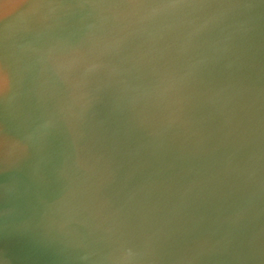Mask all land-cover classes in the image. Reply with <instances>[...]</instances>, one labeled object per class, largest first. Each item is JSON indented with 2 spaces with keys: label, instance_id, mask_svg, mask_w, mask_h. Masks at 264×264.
Returning a JSON list of instances; mask_svg holds the SVG:
<instances>
[{
  "label": "clouds",
  "instance_id": "1",
  "mask_svg": "<svg viewBox=\"0 0 264 264\" xmlns=\"http://www.w3.org/2000/svg\"><path fill=\"white\" fill-rule=\"evenodd\" d=\"M248 7L209 0H44L31 5L39 10L37 41L52 32L78 39L37 62L21 57L35 73L31 92L37 105L52 99L56 81L66 91L51 109L13 127L22 148L17 162L27 153L33 157L25 163L33 183L48 182L44 165L60 122L72 129L76 141L87 143L97 94L121 77L141 74L143 96L134 101H147L157 110L148 150L132 149L119 159L96 155L82 165L80 185L60 188L58 199L44 211L47 222L39 225L48 239L83 250L85 259L102 257L106 264H161L173 257L176 264H194L213 253L240 264H264V84L230 80L202 93L225 129V140L211 150L218 155L201 160L200 175L186 178L179 190L183 207L210 192L213 201L204 214L163 236L146 227L143 215L159 183L148 171L152 157L168 138L184 135L185 104L194 87L209 69L230 78L243 73L264 48L251 30L227 22L235 10ZM85 18L91 23H75ZM197 152L210 155L203 148ZM221 209L225 214L212 220L217 227L205 237L204 224ZM99 243L108 246L106 255L91 247Z\"/></svg>",
  "mask_w": 264,
  "mask_h": 264
},
{
  "label": "water",
  "instance_id": "2",
  "mask_svg": "<svg viewBox=\"0 0 264 264\" xmlns=\"http://www.w3.org/2000/svg\"><path fill=\"white\" fill-rule=\"evenodd\" d=\"M44 0H0V264H106L102 257H84L81 249L66 248L48 239L39 227L47 222L44 211L59 197L60 188L71 187L84 181L82 165L96 155L104 153L119 159L132 149L146 146L156 129L157 110L147 101H134L143 96L145 78L136 72L120 78L98 94L90 111V133L87 143L76 141L72 129L63 121L58 135L51 141L49 158L44 167L48 182L37 185L26 174L25 163L33 159L31 153L22 155L13 127L28 117L35 118L51 109L57 97L64 98L66 91L58 81L52 89V99L37 105L31 92L35 73L25 65L21 57L37 62L42 55L53 54L76 45V37L52 32L45 40L35 39V21L39 10L31 5ZM68 2V0H62ZM103 3L108 0H94ZM212 3L251 5L235 10L227 21L252 32L257 45H264V0H209ZM8 6V7H6ZM88 25L90 18L75 21ZM230 80L252 81L264 84V48H261L252 67L235 77L209 69L203 83L194 87L185 104L184 135L170 137L152 157L148 169L153 179L159 181L155 192L143 209L146 227L161 235L183 230L192 220L199 219L210 206L213 196L205 192L202 198L181 205L180 186L185 179L200 175L198 165L203 159H211L225 140V129L213 114L208 97L202 95L208 86L216 87ZM5 81H7L5 83ZM198 141L196 144L194 142ZM209 150L201 156L197 149ZM223 209L213 211L204 224L205 237H211L217 225L212 220L222 217ZM78 227V226H77ZM80 231L84 229L80 228ZM93 250L107 254L106 244L91 245ZM161 264H176L175 258H166ZM194 264H240L229 256L213 253L201 256ZM259 264V262H245Z\"/></svg>",
  "mask_w": 264,
  "mask_h": 264
}]
</instances>
